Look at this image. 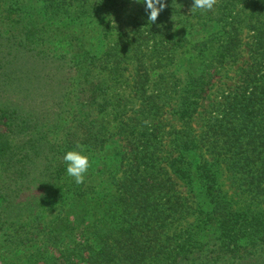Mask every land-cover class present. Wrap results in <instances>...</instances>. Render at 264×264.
Segmentation results:
<instances>
[{
    "label": "trees",
    "instance_id": "trees-1",
    "mask_svg": "<svg viewBox=\"0 0 264 264\" xmlns=\"http://www.w3.org/2000/svg\"><path fill=\"white\" fill-rule=\"evenodd\" d=\"M43 2L35 13L21 0H0V85L27 81L21 61L30 45L40 48L31 57L42 62L63 48L58 44L65 42L55 44L51 23L88 15L91 5L99 11L91 0ZM180 2L193 5L167 2L158 23L144 15L138 31L101 55L75 45L66 65L72 77L56 94L55 129L42 124L46 115L43 120L13 100L0 101V264H224L264 244V212L233 211L217 177L224 164L242 177L246 193L264 200V0H215L212 9L190 14ZM186 18L216 32L173 37L174 26ZM243 56L217 117L195 134L191 120L216 79ZM183 61L189 68L180 72L175 66ZM130 66L133 84L126 95L121 88ZM171 101L183 122L170 134L169 148L178 157L166 151L160 119ZM78 143L100 159L110 149L116 164H102L99 176L90 174L83 184H64L63 155ZM179 181L197 182L195 199L205 197V207L193 210ZM195 212L204 218L197 217L194 240L169 235L173 224ZM204 232L207 241L199 245Z\"/></svg>",
    "mask_w": 264,
    "mask_h": 264
},
{
    "label": "rangeland",
    "instance_id": "rangeland-1",
    "mask_svg": "<svg viewBox=\"0 0 264 264\" xmlns=\"http://www.w3.org/2000/svg\"><path fill=\"white\" fill-rule=\"evenodd\" d=\"M21 1L23 4L30 6L31 9L35 11V13H39L44 3L43 0ZM169 1L171 0H167V2ZM91 2L94 4L96 9L97 7L99 8V11L93 12L94 8L91 5L89 7V11L91 13L88 15L85 14L82 17L77 18V16L73 14V16H69V18H65L60 22L52 21L53 23H51L50 28L52 31L58 33L54 36V38L57 37L55 44L57 42H65L58 44L59 46L62 45L63 47L60 51H52L51 54L53 57L50 55L45 62L39 61L38 58H33L31 56H39L38 54L40 48H36V45L29 46V52L27 53L28 55H26L21 61V69L24 73L27 72L29 75H26L27 81L25 80L23 84L21 83L16 86L10 85L12 83H16V81L13 82L5 80L9 81L6 82L7 85H3L5 82L3 81L2 85H0V101L5 100L10 102V100H13L25 113H27V111H32L40 118H43L46 115L47 120H45V122L42 124H46L45 126H47L50 130H52V128L55 129V117L57 118V115H53V112L55 109V103L58 101L56 94L61 91L57 94L59 97L64 93L62 88L67 86L68 79L72 77V74H69L70 69L66 65L71 61L73 56L72 50L75 45L81 44L85 50L101 55L108 45L114 43L117 40L126 39L127 35L138 31V25L142 20H144L143 17L146 15L144 5L134 2V0H91ZM180 6L185 13H191V8L193 5H187L180 2ZM73 11L75 12V10ZM92 13L95 14L92 15ZM159 21L160 19L158 18L156 22L158 23ZM187 23L190 24L187 25ZM201 23H199V21H197L195 18H186L182 20V24L180 23V25L177 27L174 26L175 28L172 29V33H174L173 37H177L178 39L186 37L189 40L192 38L200 39L202 36L204 37L208 33L212 34L216 32L215 27L210 28L207 26H201ZM56 28H59V32H57ZM180 53L185 54L183 48L180 50ZM63 54H65V59L57 60V58ZM54 55H56V58ZM187 59L188 56H186L185 60ZM246 60L247 57L243 56V58L238 63L233 65L231 68L229 67L228 72H223V74L216 79V87L213 90L211 96L209 99L204 101V103L199 107L194 119L191 120V125L195 134L200 135L203 132V128H206L205 126L207 123L209 121H213V119L217 117L218 106H220L224 101L223 96L228 95L230 91H232V88L236 83L237 70L245 64ZM180 68V72H183L185 69L189 68L188 62L183 61L180 62L179 65L175 66V69ZM33 70L37 72L31 77L30 75L32 74ZM38 73L43 75L45 78H40L41 80H39V78H37V76H39ZM133 75L134 69L133 66H130L129 70L125 73L121 88V91H123L126 95H130L132 91ZM35 79H38V81ZM28 81L32 82L28 83ZM53 88H55V90H53ZM50 110H52V113L49 112ZM129 111H132V108H130ZM160 119L161 123L166 129V151L170 152L171 154L174 153L175 157H178L180 152H178V150L173 152V150L169 148L170 134L183 129V122L179 120V117L176 113V103L174 101L169 102L165 106V110L161 114ZM48 128L43 130L47 132V130L49 131ZM86 154L90 156L92 161V167L85 177L87 180H89L90 174H93L91 177L99 176L101 171L100 166L102 164H108L111 163V161L114 165L116 164V159H112V157L109 155L110 149H107L106 155L103 156L104 159H100V156L94 157V155H92L89 151H86ZM167 156V153L163 155V165H167V162H165ZM205 156L208 157V154L206 153ZM192 158L195 159V161H199L200 159L198 155H194ZM61 167L64 170V174L60 173L59 180L62 181L64 179V184L74 183V181L72 179H68V176L66 175V165L64 162ZM217 177L220 187L226 196L225 203L230 205L233 211H242L246 215H255L261 211L262 213L264 212V200H255L253 199V196L250 194V192H247V194L244 191L248 190L246 187L241 186L243 181L239 174L232 172L229 167L222 164L218 169ZM178 190L181 192L180 195H183V197L187 198L189 203L192 205L193 210L205 207V197L202 196L195 199L198 191L200 190V186L197 185V182L187 183L179 181ZM51 193L53 192L51 191ZM29 209L30 208H28V210ZM45 212L49 215H54L56 213L54 208H45ZM197 217H199V219L202 221L204 215L196 214L195 212L192 216L184 218L179 223L173 224L169 235L178 233V235L182 236L183 241H185L188 237L194 240L192 233L196 230V225L199 224ZM27 218L29 217H23V220L25 221ZM202 226L204 228L207 227L204 225ZM196 239L199 245H202L206 243L207 235L204 232ZM263 245V243L259 242L257 246L248 247V251L243 253L245 256L244 259L240 257H234L232 259L229 258L226 259L227 262L224 264H264Z\"/></svg>",
    "mask_w": 264,
    "mask_h": 264
},
{
    "label": "clouds",
    "instance_id": "clouds-1",
    "mask_svg": "<svg viewBox=\"0 0 264 264\" xmlns=\"http://www.w3.org/2000/svg\"><path fill=\"white\" fill-rule=\"evenodd\" d=\"M136 3L144 5L145 14L151 24L156 23L160 14L167 7V0H134ZM215 0H193L191 13L197 10H210L213 8ZM63 161L66 165V175L70 177L77 185L85 182V177L92 167L90 156L86 154L84 145L77 144L75 150L67 151L63 155Z\"/></svg>",
    "mask_w": 264,
    "mask_h": 264
}]
</instances>
